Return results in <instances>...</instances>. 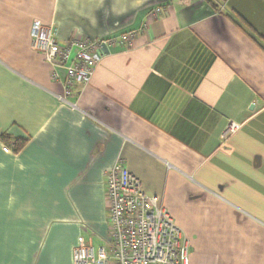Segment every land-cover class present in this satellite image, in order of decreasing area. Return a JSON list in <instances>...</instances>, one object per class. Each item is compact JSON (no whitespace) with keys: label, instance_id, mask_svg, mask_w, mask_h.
Returning a JSON list of instances; mask_svg holds the SVG:
<instances>
[{"label":"crops","instance_id":"0c3cea01","mask_svg":"<svg viewBox=\"0 0 264 264\" xmlns=\"http://www.w3.org/2000/svg\"><path fill=\"white\" fill-rule=\"evenodd\" d=\"M35 20L60 42L137 38L105 49L73 109L32 49ZM119 157L190 241V264H264V0H0V264L109 245Z\"/></svg>","mask_w":264,"mask_h":264},{"label":"built area","instance_id":"2783aa9c","mask_svg":"<svg viewBox=\"0 0 264 264\" xmlns=\"http://www.w3.org/2000/svg\"><path fill=\"white\" fill-rule=\"evenodd\" d=\"M163 9L152 11L160 18ZM137 38L132 31L120 36L97 40L71 38L60 42L51 26L35 20L31 31L32 49L53 68L52 77L62 81L63 93L59 99L73 109L71 101L77 84H90L98 64L112 46H130ZM66 71V80L58 69ZM232 125L226 133H231ZM108 205L109 245L95 248L80 238L73 248L72 264H190L191 246L182 229L164 208L158 196L145 192L143 182L133 174L119 157L105 171Z\"/></svg>","mask_w":264,"mask_h":264},{"label":"trees","instance_id":"16d2710c","mask_svg":"<svg viewBox=\"0 0 264 264\" xmlns=\"http://www.w3.org/2000/svg\"><path fill=\"white\" fill-rule=\"evenodd\" d=\"M2 140L6 142L7 144H10V142L12 141V138L10 136H3ZM26 142L27 140H24V139H19V138L15 139L14 144L12 145L13 151L19 152L23 148Z\"/></svg>","mask_w":264,"mask_h":264}]
</instances>
